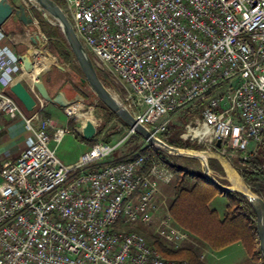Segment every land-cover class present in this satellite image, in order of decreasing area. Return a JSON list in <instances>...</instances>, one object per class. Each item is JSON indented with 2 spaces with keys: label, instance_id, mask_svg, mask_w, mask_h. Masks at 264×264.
<instances>
[{
  "label": "built area",
  "instance_id": "obj_1",
  "mask_svg": "<svg viewBox=\"0 0 264 264\" xmlns=\"http://www.w3.org/2000/svg\"><path fill=\"white\" fill-rule=\"evenodd\" d=\"M65 3L94 67L155 137L162 140L172 115L204 105L184 126L183 141L224 160L227 150L243 152L245 160L264 150V0ZM34 50L43 61V52ZM22 73L19 57L0 48V113L22 120L33 134L32 144L2 170L0 264H190L167 260L139 233L113 230L122 216L125 225L155 222L160 185L174 178L168 167L152 160L145 173L146 155L98 164L121 144H96L78 164H63L50 143L70 131L50 137L52 121L7 93ZM135 133L129 128L128 136ZM160 226L159 236L175 249L190 241L169 212Z\"/></svg>",
  "mask_w": 264,
  "mask_h": 264
},
{
  "label": "trees",
  "instance_id": "obj_2",
  "mask_svg": "<svg viewBox=\"0 0 264 264\" xmlns=\"http://www.w3.org/2000/svg\"><path fill=\"white\" fill-rule=\"evenodd\" d=\"M54 1L58 4L56 0ZM51 29L55 30V32L58 31V36H54L55 40L47 36L50 52L54 56H57L61 63L73 64L75 58L61 29L58 26H51ZM53 44L57 45L59 50L54 52L52 50ZM78 71L83 75L81 70L78 69ZM96 71L103 85L108 86L106 76L97 69ZM74 89L79 95L85 99L87 98L81 84ZM100 103L104 105L103 102L100 101ZM105 107L108 112V120L118 118L107 106ZM200 112H188V116L186 115L183 121H188L190 117ZM169 134L170 138L168 141H165L163 137ZM181 134L182 132L178 127L169 126L167 132L161 139L169 146L176 148L196 151L202 149L197 143L183 141L180 138ZM129 141L131 143H139L134 146V148L136 147L135 151L126 158L118 159L112 163L125 162L136 159L140 155H146L149 157L144 170L146 173L150 170L152 160L163 162L174 175L172 181L174 195L169 205V214L176 226L189 233L195 242L213 251L223 250L234 244H241L251 264H264V258L259 252L257 217L253 208L244 197L235 193L221 191L213 183L205 179L204 175L173 165L169 161L171 156L151 144H146V140L137 132L130 136ZM236 152H238V158H236L235 166L239 170L245 185L254 194L261 196L257 189L258 187H264V150L261 147L256 148L251 158L247 160L244 159L243 152ZM219 182L225 186L227 185L222 181ZM219 196H224L227 199L226 214L224 217H220L217 210L211 209L209 206ZM145 238L167 260L175 262L187 260L190 264H200L199 249L194 245H185L174 250L165 245L164 241L160 240L159 237L146 235Z\"/></svg>",
  "mask_w": 264,
  "mask_h": 264
},
{
  "label": "rangeland",
  "instance_id": "obj_3",
  "mask_svg": "<svg viewBox=\"0 0 264 264\" xmlns=\"http://www.w3.org/2000/svg\"><path fill=\"white\" fill-rule=\"evenodd\" d=\"M26 1V3H25ZM59 4V6L64 10L66 7L65 0H56ZM19 2H23L28 7L31 5L27 0H19ZM33 8H31L32 10ZM31 13L35 17V25H31L33 28V31L37 33V35L40 37L41 42L43 43V47L41 51L43 52V60H46L47 62H50L49 68H53L52 72H54V77L58 79V82H60V90L65 91L67 94H69L71 99H74L78 93L75 91V87L80 86V76L83 75L80 74L78 71L81 70L76 62L74 61L73 64L68 65L61 63V61L58 59L57 56H54L49 48L48 43L49 40L47 36H50L49 38L52 40H55L54 36H58V31L55 32V30L51 29V26L55 27L52 23H50L43 13H41L37 9H33ZM52 50L55 52L59 50V47L55 44L52 46ZM61 67V68H58ZM60 71V72H58ZM108 86H105L109 91H111V94H113V90L110 88L109 82H107ZM83 92L87 96L86 100L79 101L76 104L82 105L79 109V107H69L65 110L70 115V123L72 124V127H82L84 126L89 120L93 121V124L97 128V134L92 139V144H104V145H115V144H121L118 149L109 157H106L105 159H102L98 162V164H105V163H112L118 159L126 158L128 155L133 153L135 151L134 146L138 145L137 142L129 141L130 136H128L129 127L125 125L120 119L118 118H112L107 119V108L100 103L99 98L94 96L91 88L86 85L83 86ZM74 104V105H76ZM71 108V109H70ZM70 109V110H69ZM204 109V105L199 106H193L187 110L181 111L177 114L172 115L170 119L169 126H176L178 127L181 132L183 133L184 126L189 123L191 120L194 119V117H200L202 114V111ZM79 110V111H78ZM193 111H201L197 115H193L190 117V119L186 122L183 121V118L189 114L188 112ZM80 113L88 114V121H84L82 118L79 117ZM188 116V115H187ZM168 126V127H169ZM132 136V135H131ZM170 138V134L166 137H163L165 141H168ZM85 139V138H84ZM82 137L77 136L75 132L70 133L66 136L65 141L58 146V150L56 151L57 158L61 161H63V157L66 158V160L73 161L78 159V157L83 153V150H87L88 146L86 141H81ZM87 140V139H85ZM128 142V143H127ZM194 143V142H191ZM146 144H150L146 141ZM198 145V144H197ZM55 143L52 141L50 143V148H54ZM200 146V145H198ZM176 148V147H175ZM200 149L198 152L201 153H209L210 158L208 159V166L211 171V176L215 178L218 181H222L226 183V186H230V182L227 179L226 171L221 163V160H224L223 158H216L215 156H212V151H208V148L205 145L200 146ZM92 149V148H91ZM90 149V150H91ZM181 149V148H180ZM187 150V149H186ZM252 150V149H251ZM255 150V149H254ZM190 151H196V150H190ZM166 153V152H165ZM137 154V152H135ZM168 154V153H167ZM171 156L169 158L170 163L173 165H177L179 167H183L188 169L189 171L199 173L204 175V166L202 162L198 159L193 158H183V157H176L173 155L168 154ZM168 156V157H169ZM236 158H238V152L233 150H227V157H225V162H227L241 177L239 170L235 166ZM97 164V163H96ZM173 174V173H172ZM174 176V175H173ZM242 179V177H241ZM173 181V180H172ZM170 182L168 184H161L160 185V199L157 200L158 204L161 205V209L159 213L155 217V222L152 224H144L142 222H137L132 225H125L123 223V216L118 220L117 224L113 227V230L115 231H124V232H136L144 237L146 235H153L154 237H159L160 240L164 241V244L167 245L169 248H172L174 250L175 247L166 242L164 239H162L159 236L160 231V224L162 220H165L167 213L169 212V205L173 198L174 191L172 183ZM243 181V179H242ZM244 182V181H243ZM245 184V182H244ZM247 186V185H246ZM258 192L263 200H264V187H258ZM210 208L217 210L220 217H224L226 214V206H227V199L224 196H219L215 198L210 203ZM194 245L196 248L199 249V263L200 264H251L243 246L241 244H234L231 245L223 250L219 251H213L208 249L206 246L195 242L192 237H190V241L186 242L182 245ZM187 261V260H186ZM189 262V261H188Z\"/></svg>",
  "mask_w": 264,
  "mask_h": 264
},
{
  "label": "water",
  "instance_id": "obj_4",
  "mask_svg": "<svg viewBox=\"0 0 264 264\" xmlns=\"http://www.w3.org/2000/svg\"><path fill=\"white\" fill-rule=\"evenodd\" d=\"M27 1L30 3L31 8L36 9V7H38L61 29L62 34L70 50L72 51L79 68L83 73V76L80 78V83L83 86L88 85L91 88L94 96L99 98V100L103 102L118 117V119L125 123L129 128L135 129L138 134H140L155 148L176 157L193 158L201 161L198 156L191 154H199L201 152L175 148L169 146L164 141L155 137L146 127L139 125L135 121L133 116L129 113V111L112 96L111 92L103 85V83L99 79L90 56L77 38L76 33L67 16L63 12L62 8L54 0ZM31 8L26 6L23 2H19L16 0H0V26H3L8 20L16 19L26 27H29L34 22L31 16ZM37 41L39 43H42L40 37H37ZM35 56L36 54L34 48H29L24 54L19 55V60L23 65V72L26 75H34V72L37 68L34 61ZM58 68L61 67L58 66ZM47 70L49 71L50 68L48 67ZM47 70H43L37 73L35 75L34 81L32 82L35 91L43 101L66 109L79 101L86 100L79 94L74 99H69L65 91H60L57 96L52 98L43 79ZM10 92L27 112L32 113L35 111L38 105L37 100L21 80H17L12 84ZM77 132L78 134L82 135L83 138L91 140L97 134V128L92 122H87L84 126L79 128ZM220 146L221 142L219 141L217 142V147ZM202 164L204 166L205 179L213 183L221 191L235 193L239 196L244 197L253 208L257 217L259 252L264 258V200L256 194L251 196L245 195L239 191H236L230 186L221 184L218 180L210 176L208 161L202 162Z\"/></svg>",
  "mask_w": 264,
  "mask_h": 264
},
{
  "label": "crops",
  "instance_id": "obj_5",
  "mask_svg": "<svg viewBox=\"0 0 264 264\" xmlns=\"http://www.w3.org/2000/svg\"><path fill=\"white\" fill-rule=\"evenodd\" d=\"M3 28L6 37L0 38V48L7 47L18 57L19 55L24 54L29 48H37L39 50L42 49L43 43H39L37 41V37L39 36L37 35L36 32L33 31L31 25L29 27H26L21 22L17 21L16 19H13V20H8L3 25ZM34 61L37 67L35 70L36 72L48 69L49 62H47L46 60L39 61L38 59H36V57H34ZM52 70L53 68L51 69L50 67V70L49 71L47 70L48 72L46 71V74L43 79L47 89L49 90L50 95L52 96V98H54L61 91L60 90L61 84L60 82H58V79L54 77V72H52ZM17 80H21L22 83L33 94V96H35L38 103L35 111H40V116H42V118L49 119L52 121L53 125L51 128L48 129V135L50 137H53L56 130L58 129H68L70 133L75 132L77 136L82 137V135L78 134L77 132V130L80 127H72V124L70 123L71 120L70 115L65 110V108L47 103L40 98V96L33 88L32 75L29 76L23 72ZM11 86L7 88V93L13 96L10 92ZM81 86L83 85L81 84ZM67 96L69 99H71L69 94H67ZM67 135L63 137L62 141L60 142L61 144L65 141ZM83 140L88 142L87 150H84L85 148L82 149L83 153L78 157V159L73 161L66 160V158L63 157L62 158L63 161H61L60 159V161L63 164L68 166H74L78 164L81 158L95 145L92 144L91 141L92 139L85 140L82 137L81 141L83 142ZM32 142H33V134L26 130L24 122L22 120L20 119L12 120L6 114L0 113V185L3 181L2 170L4 165L8 162H12V163L16 162L19 156L21 155V153L24 150H26L32 144ZM59 144L55 143L54 148H51L55 151V154L56 151L58 150L57 147L60 146ZM160 195L157 198L158 200L160 199Z\"/></svg>",
  "mask_w": 264,
  "mask_h": 264
},
{
  "label": "bare ground",
  "instance_id": "obj_6",
  "mask_svg": "<svg viewBox=\"0 0 264 264\" xmlns=\"http://www.w3.org/2000/svg\"><path fill=\"white\" fill-rule=\"evenodd\" d=\"M34 25V24H32ZM50 65V62L48 63V67ZM42 71V70H41ZM40 72V71H39ZM39 72H34V75H36ZM112 96L116 99V97L112 94ZM117 100V99H116ZM82 105L76 104L73 105L72 107L76 108V107H81ZM71 107V108H72ZM70 108V109H71ZM69 109V110H70ZM79 111V110H78ZM79 117L82 118L84 121H88V114L85 113H80ZM88 122H92L91 120H89ZM192 155L198 156L202 162L208 161V159L211 157L209 153H191ZM221 163L223 164L225 171H226V175H227V179L230 182V187H232L233 189H235L236 191H239L245 195H255L242 181L241 177L238 175V173L224 160H221ZM210 176H211V171H210Z\"/></svg>",
  "mask_w": 264,
  "mask_h": 264
}]
</instances>
